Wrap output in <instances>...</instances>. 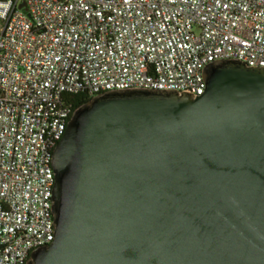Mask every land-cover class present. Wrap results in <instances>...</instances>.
<instances>
[{"label":"water","instance_id":"1","mask_svg":"<svg viewBox=\"0 0 264 264\" xmlns=\"http://www.w3.org/2000/svg\"><path fill=\"white\" fill-rule=\"evenodd\" d=\"M203 74L199 95L112 90L72 112L54 237L26 264H264V69Z\"/></svg>","mask_w":264,"mask_h":264},{"label":"built area","instance_id":"2","mask_svg":"<svg viewBox=\"0 0 264 264\" xmlns=\"http://www.w3.org/2000/svg\"><path fill=\"white\" fill-rule=\"evenodd\" d=\"M220 60L264 69V0H0V264L54 237L68 95H199Z\"/></svg>","mask_w":264,"mask_h":264},{"label":"trees","instance_id":"3","mask_svg":"<svg viewBox=\"0 0 264 264\" xmlns=\"http://www.w3.org/2000/svg\"><path fill=\"white\" fill-rule=\"evenodd\" d=\"M91 97L83 94H71L67 96V100L71 104V110L74 111L78 106L87 102Z\"/></svg>","mask_w":264,"mask_h":264}]
</instances>
